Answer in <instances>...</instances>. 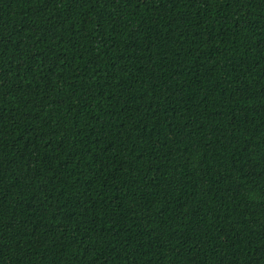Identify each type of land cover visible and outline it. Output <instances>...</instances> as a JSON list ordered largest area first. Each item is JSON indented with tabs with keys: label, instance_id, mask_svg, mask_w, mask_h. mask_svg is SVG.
Masks as SVG:
<instances>
[{
	"label": "trees",
	"instance_id": "16d2710c",
	"mask_svg": "<svg viewBox=\"0 0 264 264\" xmlns=\"http://www.w3.org/2000/svg\"><path fill=\"white\" fill-rule=\"evenodd\" d=\"M0 264H264V0H0Z\"/></svg>",
	"mask_w": 264,
	"mask_h": 264
}]
</instances>
